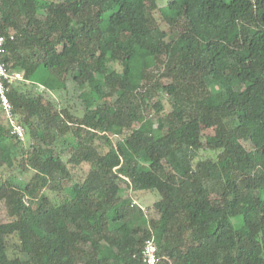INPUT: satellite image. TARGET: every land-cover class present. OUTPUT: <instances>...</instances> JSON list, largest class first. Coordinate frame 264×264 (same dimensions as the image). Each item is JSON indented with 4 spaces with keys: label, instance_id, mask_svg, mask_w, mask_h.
<instances>
[{
    "label": "trees",
    "instance_id": "1",
    "mask_svg": "<svg viewBox=\"0 0 264 264\" xmlns=\"http://www.w3.org/2000/svg\"><path fill=\"white\" fill-rule=\"evenodd\" d=\"M0 35L29 83L8 91L25 141L0 106V171L30 140L31 175L0 181V264H141L151 237L172 264H264V0H0ZM67 82L85 105L73 143L37 92ZM124 177L160 196L150 215L120 196Z\"/></svg>",
    "mask_w": 264,
    "mask_h": 264
},
{
    "label": "rangeland",
    "instance_id": "2",
    "mask_svg": "<svg viewBox=\"0 0 264 264\" xmlns=\"http://www.w3.org/2000/svg\"><path fill=\"white\" fill-rule=\"evenodd\" d=\"M57 1V0H54ZM170 0H158V5L159 7H165L167 5V3ZM230 1V0H227ZM155 17L159 23V26L164 29L167 30L168 27L167 25L162 21L160 15L158 13L155 14ZM209 66V62L207 59H201L200 62L198 63V67L201 69H204L206 67ZM158 68L154 71L153 75L155 74V80L154 82L157 83L158 85H163L168 83L170 80V78H168L165 74L164 71L162 70V68L160 67V65L157 66ZM152 75V76H153ZM37 92L39 94H42L44 96L45 99L52 101L53 103L56 104L57 106V111L60 114V118L62 119L63 123L68 126L69 131L66 134V136H64L63 139H66L68 142H72L71 140L72 138V133L82 127L80 126V121L83 119L84 115H85V105L83 104V102L78 99L77 97V93L75 92L74 88H73V84L71 82H67V90L65 91H61V92H47L44 89V85H39L37 84ZM105 99L107 101H114L116 99V97H113L112 95H106ZM1 109H0V116H1ZM21 118V117H19ZM18 118V119H19ZM146 120L149 121V123L153 124V127H157L158 126V116L157 114H152V115H147ZM98 135L101 136V133H97ZM216 135V128L213 126H206V125H202L201 127V141L203 144H205L207 141L213 140L215 138ZM120 137L119 136H114L113 137V141L115 142L116 140H119ZM65 140V141H66ZM29 141H26V144L24 146L17 144V150L18 152H16L15 154H6L4 155V161H5V169L8 170H3L0 171V181L1 183H3V181H7L8 183H10L11 185H13L14 187H20V186H24L28 180L30 179V173L26 172H22L21 168H20V164H21V160H22V156L24 155V150L29 149ZM66 144V143H65ZM58 146L61 147L62 143L57 144ZM76 145V144H74ZM244 147L250 151L251 150V145L249 143H244L243 142ZM93 146L97 147V146H106L104 141L100 140V138H96L93 141ZM70 147L66 146V150L68 152ZM60 150V149H58ZM23 154H22V153ZM210 155H212L211 152H207V151H201L200 152V158L201 159H205L206 157H210ZM67 189L70 191L73 183L72 181H67ZM120 196L122 198H129L131 199L132 203L134 206L142 209L143 211H145L147 213V215H150V207H152V205L154 204V202H156L158 200L157 195L153 194V193H144V194H139L136 193L133 188L129 185V183L127 182V179L124 177V182L121 183V192H120ZM27 201V200H26Z\"/></svg>",
    "mask_w": 264,
    "mask_h": 264
},
{
    "label": "built area",
    "instance_id": "3",
    "mask_svg": "<svg viewBox=\"0 0 264 264\" xmlns=\"http://www.w3.org/2000/svg\"><path fill=\"white\" fill-rule=\"evenodd\" d=\"M10 40H13V37H9ZM8 38L0 35V106L10 125V133L14 136L17 141H25V129L18 122L13 113V105L9 99L8 91L10 86L17 82H24L29 84L28 81L24 78L23 72H10L2 58L6 54ZM136 257L139 259L141 264H172V261L159 254V249L154 237L149 238L144 243L141 251L136 254Z\"/></svg>",
    "mask_w": 264,
    "mask_h": 264
}]
</instances>
